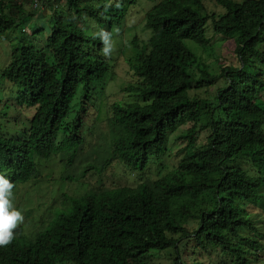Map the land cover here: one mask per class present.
<instances>
[{
    "label": "trees",
    "instance_id": "16d2710c",
    "mask_svg": "<svg viewBox=\"0 0 264 264\" xmlns=\"http://www.w3.org/2000/svg\"><path fill=\"white\" fill-rule=\"evenodd\" d=\"M39 1L54 11L46 43H20L0 73L34 109L25 129L0 130V174L14 185L13 193L41 177L39 161L60 157L67 168L75 166L99 117L98 86L114 73L115 60L103 54L98 34L114 39L136 5L33 0L36 9ZM207 1L225 13L201 16L197 9ZM64 10L72 21L59 16ZM27 17L22 3L0 0V37ZM209 25L236 44L239 66L223 67L219 76L192 47L211 44ZM145 27L150 36L142 45L133 42L132 74L124 89L140 100L112 105L109 147L83 164L80 176L64 179L81 180L115 162L142 173L163 159L170 133L191 123L181 160L156 180L69 198L34 239L17 226L12 243L0 247V264H163L152 256L166 250L174 264H185L180 249L192 244L215 253L219 264L264 262V232L247 210L251 205L264 214V0H161L146 12ZM220 77L227 84L213 100L191 95ZM200 132L206 141L199 148Z\"/></svg>",
    "mask_w": 264,
    "mask_h": 264
},
{
    "label": "rangeland",
    "instance_id": "374dc122",
    "mask_svg": "<svg viewBox=\"0 0 264 264\" xmlns=\"http://www.w3.org/2000/svg\"><path fill=\"white\" fill-rule=\"evenodd\" d=\"M15 3H22L27 17L21 21V25L12 28L0 37V73L5 70L10 62L14 49L20 43L42 47L50 33V27L53 25L51 16L54 11L45 7L47 2L39 1L41 7L36 9L33 0H13ZM161 0H136V5L130 8V12L124 22L122 30L115 32L112 39V56L114 58V73H111L104 83L98 86V108L99 117L92 127L88 146L85 150L79 152L76 157L75 166L67 168L65 163H61L60 157H55L50 161H39L38 167L41 177L37 181H32L21 185L14 192V205L20 209L24 215V221L20 225L24 227L25 234L30 238L36 237L37 231L53 218L59 209L67 205L71 197H79L92 189L100 187L116 188L125 186H136L140 182L147 180H156L167 175L172 169L174 162H179L183 155V150L188 144L184 138L188 134L192 124L181 125L175 131L170 133L167 144V153L163 159L153 161L144 172L132 174L131 171L123 165L115 162L102 173H96L92 170L87 173L83 179L68 180L65 176H80L83 164L95 161V157L100 155L109 147L108 119L112 116V105L116 102L124 104L137 102L140 99L135 92L124 91L128 87V79L132 72L131 59L134 57V41L142 45L150 36V32L145 27L146 12ZM33 2V3H32ZM64 4V3H63ZM57 7V5H55ZM197 12L201 16L207 14L221 15L225 10L218 6L214 1H207L203 8H198ZM67 21H72L73 14L67 10L59 13ZM19 23V22H18ZM92 27H94L92 25ZM39 28L44 29L38 32ZM97 29V27H95ZM208 36L212 40L206 47L192 45L197 57L209 67L210 73L219 76L223 67L233 65L239 66V61L235 53L236 44L233 38L225 39L222 35H216L208 26ZM91 34L95 33L89 30ZM226 79L219 78L214 85L208 86V89L192 90V96L208 98L213 100L219 88L226 86ZM19 88L6 79L0 78V130L3 133L16 132L23 130L29 125V119L34 114V109L27 106L26 103L18 99ZM79 98V97H78ZM75 111L79 109V104L74 105ZM199 148L205 144L206 136L200 132L196 138ZM95 152V153H94ZM245 167L253 169L250 165ZM254 172V171H253ZM80 180V181H79ZM247 210L253 213L254 219L258 221L260 230L264 232V214H259L251 205ZM18 225V226H20ZM191 228H196V223L190 222ZM187 245L181 248V260L185 264L196 262L204 264H219L220 260L215 253L209 254L200 249ZM193 248H195L193 250ZM171 250L159 253H153L152 262L163 264H174ZM260 264H264L261 262Z\"/></svg>",
    "mask_w": 264,
    "mask_h": 264
},
{
    "label": "clouds",
    "instance_id": "9594fccd",
    "mask_svg": "<svg viewBox=\"0 0 264 264\" xmlns=\"http://www.w3.org/2000/svg\"><path fill=\"white\" fill-rule=\"evenodd\" d=\"M103 41L104 55H110L113 44L110 33L101 31L98 34ZM14 185L4 174H0V247L7 246L14 240V230L23 223L24 215L14 203Z\"/></svg>",
    "mask_w": 264,
    "mask_h": 264
}]
</instances>
